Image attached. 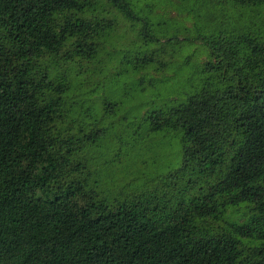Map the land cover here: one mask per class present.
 <instances>
[{
	"label": "trees",
	"instance_id": "16d2710c",
	"mask_svg": "<svg viewBox=\"0 0 264 264\" xmlns=\"http://www.w3.org/2000/svg\"><path fill=\"white\" fill-rule=\"evenodd\" d=\"M154 2L184 16L157 21ZM262 7L0 0V264H264V29L249 21ZM117 32L130 40L116 47ZM173 78L180 92L144 118L181 135L188 195L108 202L85 155L123 103L108 82Z\"/></svg>",
	"mask_w": 264,
	"mask_h": 264
},
{
	"label": "rangeland",
	"instance_id": "374dc122",
	"mask_svg": "<svg viewBox=\"0 0 264 264\" xmlns=\"http://www.w3.org/2000/svg\"><path fill=\"white\" fill-rule=\"evenodd\" d=\"M154 3L151 16L157 18V21L172 16H184L177 14L171 4ZM250 15L249 21L253 23V28L264 29V7L260 8L258 15L254 11ZM184 23L192 26L191 19H185ZM125 36L127 38L117 32L113 37L116 47L130 40V34ZM166 57L167 55H160L159 58ZM199 57L201 60L204 58L202 54ZM173 61L168 68L165 67L170 72L176 67L178 58H173ZM99 65L107 67L108 63L102 58ZM166 72L148 70L155 79ZM170 72L167 74H171ZM148 82L146 79L142 82L140 79L139 84L135 82L133 85H129L127 80L108 82L107 95L114 91L118 97H123V103L115 115L111 114L112 118L106 120L107 124L102 126L107 131L103 135L97 132L94 141L86 148L87 168L93 174L95 190L108 202L116 199L129 200L140 194L145 197L152 196L153 205L171 207L188 195L183 190L190 176H183L178 172L182 158L181 135L172 130L149 132L145 118L151 112L169 106L171 98L180 92V83L175 78L166 83ZM240 206L242 208L232 209L234 219L247 215L246 205Z\"/></svg>",
	"mask_w": 264,
	"mask_h": 264
}]
</instances>
